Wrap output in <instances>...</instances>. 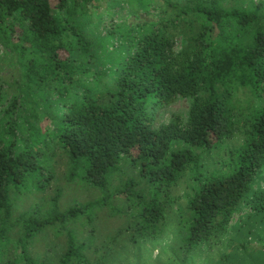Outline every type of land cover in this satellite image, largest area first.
I'll return each instance as SVG.
<instances>
[{
    "label": "trees",
    "instance_id": "obj_1",
    "mask_svg": "<svg viewBox=\"0 0 264 264\" xmlns=\"http://www.w3.org/2000/svg\"><path fill=\"white\" fill-rule=\"evenodd\" d=\"M250 2L0 0V264H45L51 229L59 264H102L122 237L163 238L171 205L185 254L246 205L264 218V193L249 198L264 166V0Z\"/></svg>",
    "mask_w": 264,
    "mask_h": 264
},
{
    "label": "rangeland",
    "instance_id": "obj_2",
    "mask_svg": "<svg viewBox=\"0 0 264 264\" xmlns=\"http://www.w3.org/2000/svg\"><path fill=\"white\" fill-rule=\"evenodd\" d=\"M241 2L244 4L243 2H250V0H241ZM252 2L257 4L260 0H252ZM122 6L127 7L125 3H122L115 5V8L118 10ZM188 110L189 102L180 101L173 106L169 115H165V120H169L174 114L185 115ZM123 174L125 177H131L136 176L137 172L126 166ZM63 183L64 181L60 184ZM119 183L120 178L117 179V184ZM68 191L66 190V193ZM53 193L54 191L50 189L44 195L52 197ZM261 193H264V166L252 184L249 198L256 199ZM77 197L81 203H85L93 199L94 195L89 197L79 192ZM21 198L22 201L18 203L19 213L30 208L33 199L25 193ZM66 202H69L68 197L62 201V204L65 205ZM176 209V205H171L167 210L168 224L163 238L141 240L138 244H130L127 238L122 237L113 248H107L106 256L109 258H104L102 264H264V218L259 216L254 209L246 205L235 216L228 231L217 239L218 242L204 243L190 254H185L180 245L182 236L179 232ZM110 223V221L97 223L98 239L101 245H104L102 239L108 232ZM58 233L51 229L41 237L38 243L39 252L44 255L43 261L46 260L45 264H59L65 243L61 232Z\"/></svg>",
    "mask_w": 264,
    "mask_h": 264
}]
</instances>
